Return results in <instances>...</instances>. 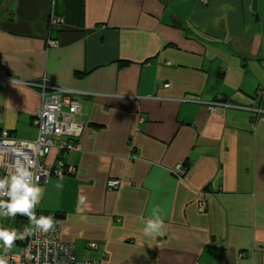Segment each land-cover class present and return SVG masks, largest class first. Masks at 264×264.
Masks as SVG:
<instances>
[{
	"label": "crops",
	"instance_id": "obj_1",
	"mask_svg": "<svg viewBox=\"0 0 264 264\" xmlns=\"http://www.w3.org/2000/svg\"><path fill=\"white\" fill-rule=\"evenodd\" d=\"M44 79L77 91L83 131L42 158L76 172L39 184L36 210L62 215L79 259L264 264V0L0 1V130L37 137L26 83ZM219 96L263 112L211 111ZM154 207L162 234L146 237Z\"/></svg>",
	"mask_w": 264,
	"mask_h": 264
},
{
	"label": "built area",
	"instance_id": "obj_2",
	"mask_svg": "<svg viewBox=\"0 0 264 264\" xmlns=\"http://www.w3.org/2000/svg\"><path fill=\"white\" fill-rule=\"evenodd\" d=\"M61 23L58 17H50V28L56 27ZM50 46H55L53 40H48ZM30 86L40 88L41 102L33 117V124L37 129V137L34 140H24L13 137L6 129L0 130V179H4L10 175L15 167L21 162L32 161L31 171L38 177L36 186L47 183L51 177H63L72 175L76 172L73 165H64L57 162L54 164L44 163L41 159L47 156L52 149L57 153L64 151L76 150L79 145L76 143L83 131V123L80 121L82 115L81 105L75 98L76 90L59 86L49 87L45 81L41 83H26ZM212 101L208 108L213 111L218 105L226 107H238L247 111L253 110L245 105H236L234 103ZM67 139H74L69 142ZM133 150V149H132ZM133 158L135 155L132 156ZM176 170H179L178 173ZM185 168L182 165H176L173 171L181 176ZM108 188L118 189L120 179H108L106 182ZM7 200V197H0ZM204 203L200 204V210H203ZM36 212V208H35ZM37 217L38 214L36 212ZM19 219H27L22 215H17ZM29 222V220H28ZM20 224V223H19ZM54 230L49 233L36 232L33 235L25 236L19 239L21 249L16 254H11L8 250L0 248V257L6 260V264H100L96 259H79L74 251L71 242L64 241L60 237V219L54 218ZM18 233L31 229L33 226H20ZM0 229H7L0 225ZM88 246L92 249L97 247L94 241L88 242Z\"/></svg>",
	"mask_w": 264,
	"mask_h": 264
},
{
	"label": "clouds",
	"instance_id": "obj_3",
	"mask_svg": "<svg viewBox=\"0 0 264 264\" xmlns=\"http://www.w3.org/2000/svg\"><path fill=\"white\" fill-rule=\"evenodd\" d=\"M31 167L32 161L21 162L9 176L0 179V197L8 198L7 200L0 199V217L16 218L19 214L27 217L33 226L31 229L26 228L23 233L0 229V247L5 250H10L18 239H23L36 232L46 234L55 227L53 216L40 215L37 217L36 215L35 208L43 196V190L36 186L38 177L30 170ZM56 187L59 188L62 185L57 184ZM163 224L162 210L154 207L152 217L145 221L143 234L146 237L162 234ZM0 264H6V260L2 257H0Z\"/></svg>",
	"mask_w": 264,
	"mask_h": 264
},
{
	"label": "trees",
	"instance_id": "obj_4",
	"mask_svg": "<svg viewBox=\"0 0 264 264\" xmlns=\"http://www.w3.org/2000/svg\"><path fill=\"white\" fill-rule=\"evenodd\" d=\"M0 1H5V0H0ZM204 3H207V1L208 0H202ZM264 87H262V88H260V90L258 91V94H256L255 96H262V94H264ZM220 98H222L221 96H219V98H218V100H220ZM224 98V97H223ZM222 98V99H223ZM225 100V99H224ZM234 104H236L235 102H233ZM237 105V104H236ZM240 105V104H239ZM246 106V105H245ZM257 112H256V114H254L255 116H254V118H257V115H259V114H261V112H263V110L261 109V108H259V107H257ZM69 142H74L75 140L74 139H67ZM132 148V147H131ZM132 150V149H131ZM61 153H63V152H61ZM135 155V157H136V154H134ZM57 162H61V163H63L65 166H66V163H64L63 161H62V159L61 158H58V159H56L55 160V162H54V167H57ZM52 178V177H51ZM50 178V179H51ZM0 199H2V198H0ZM3 200V199H2ZM36 212H37V210H36ZM39 216V215H38ZM17 219H16V221H15V224L16 225H14V227L13 228H11V227H7V226H4V225H2V224H0L1 226H4V227H6L7 229H9V230H15L17 233H18V230H19V228H21L20 226H23V225H26V226H28L29 225V222H28V220L27 219H19L18 217H16ZM17 222V223H16ZM20 223V224H19ZM14 244H18L19 245V250L17 251V252H14V251H12L11 249L10 250H8V252H10L11 254H16V253H18L19 251H20V249H21V242H20V240L18 239V240H16V242L14 243Z\"/></svg>",
	"mask_w": 264,
	"mask_h": 264
},
{
	"label": "water",
	"instance_id": "obj_5",
	"mask_svg": "<svg viewBox=\"0 0 264 264\" xmlns=\"http://www.w3.org/2000/svg\"><path fill=\"white\" fill-rule=\"evenodd\" d=\"M53 216V218H58V219H60V218H62V215L61 214H58V213H46L45 214V216ZM0 248H2V247H0Z\"/></svg>",
	"mask_w": 264,
	"mask_h": 264
},
{
	"label": "rangeland",
	"instance_id": "obj_6",
	"mask_svg": "<svg viewBox=\"0 0 264 264\" xmlns=\"http://www.w3.org/2000/svg\"><path fill=\"white\" fill-rule=\"evenodd\" d=\"M258 94V93H257ZM43 159H41V161H42ZM178 173H180V171L179 170H176ZM120 184H121V181H120ZM19 245L18 244H14L13 245V247L11 248V250L12 251H14V252H17L18 250H19ZM79 257V256H78Z\"/></svg>",
	"mask_w": 264,
	"mask_h": 264
}]
</instances>
